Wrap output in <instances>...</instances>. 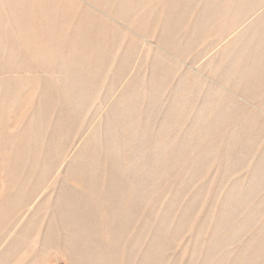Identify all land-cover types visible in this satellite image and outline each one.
I'll list each match as a JSON object with an SVG mask.
<instances>
[{
  "label": "rangeland",
  "instance_id": "374dc122",
  "mask_svg": "<svg viewBox=\"0 0 264 264\" xmlns=\"http://www.w3.org/2000/svg\"><path fill=\"white\" fill-rule=\"evenodd\" d=\"M0 264H264V0H0Z\"/></svg>",
  "mask_w": 264,
  "mask_h": 264
}]
</instances>
